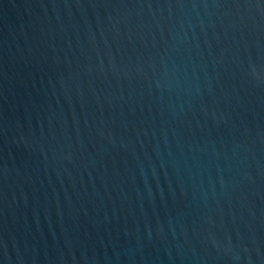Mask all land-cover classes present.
<instances>
[{
	"label": "water",
	"instance_id": "obj_1",
	"mask_svg": "<svg viewBox=\"0 0 264 264\" xmlns=\"http://www.w3.org/2000/svg\"><path fill=\"white\" fill-rule=\"evenodd\" d=\"M0 264H264V0H0Z\"/></svg>",
	"mask_w": 264,
	"mask_h": 264
}]
</instances>
